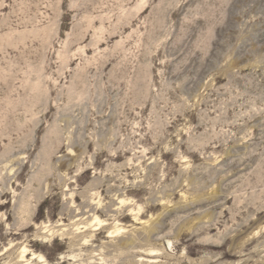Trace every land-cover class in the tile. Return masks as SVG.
I'll list each match as a JSON object with an SVG mask.
<instances>
[{
  "label": "rangeland",
  "instance_id": "obj_1",
  "mask_svg": "<svg viewBox=\"0 0 264 264\" xmlns=\"http://www.w3.org/2000/svg\"><path fill=\"white\" fill-rule=\"evenodd\" d=\"M0 264H264V0H0Z\"/></svg>",
  "mask_w": 264,
  "mask_h": 264
},
{
  "label": "bare ground",
  "instance_id": "obj_2",
  "mask_svg": "<svg viewBox=\"0 0 264 264\" xmlns=\"http://www.w3.org/2000/svg\"><path fill=\"white\" fill-rule=\"evenodd\" d=\"M37 257L39 259V261H42V257L41 256H34Z\"/></svg>",
  "mask_w": 264,
  "mask_h": 264
}]
</instances>
